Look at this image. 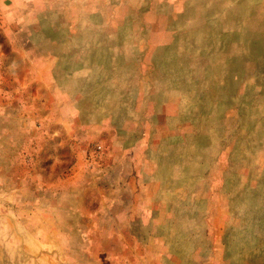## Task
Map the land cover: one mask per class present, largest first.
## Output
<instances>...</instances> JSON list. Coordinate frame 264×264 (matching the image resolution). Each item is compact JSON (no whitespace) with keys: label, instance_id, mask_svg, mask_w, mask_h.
<instances>
[{"label":"rangeland","instance_id":"obj_1","mask_svg":"<svg viewBox=\"0 0 264 264\" xmlns=\"http://www.w3.org/2000/svg\"><path fill=\"white\" fill-rule=\"evenodd\" d=\"M0 264H264V0H0Z\"/></svg>","mask_w":264,"mask_h":264}]
</instances>
